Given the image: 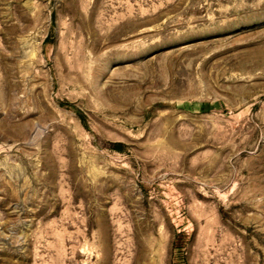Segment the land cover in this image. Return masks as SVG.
Here are the masks:
<instances>
[{
	"label": "rangeland",
	"instance_id": "374dc122",
	"mask_svg": "<svg viewBox=\"0 0 264 264\" xmlns=\"http://www.w3.org/2000/svg\"><path fill=\"white\" fill-rule=\"evenodd\" d=\"M0 264H264V0H0Z\"/></svg>",
	"mask_w": 264,
	"mask_h": 264
},
{
	"label": "trees",
	"instance_id": "16d2710c",
	"mask_svg": "<svg viewBox=\"0 0 264 264\" xmlns=\"http://www.w3.org/2000/svg\"><path fill=\"white\" fill-rule=\"evenodd\" d=\"M76 112H77L78 116H79L80 118H82V113H81V111L76 110Z\"/></svg>",
	"mask_w": 264,
	"mask_h": 264
}]
</instances>
